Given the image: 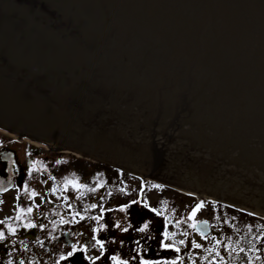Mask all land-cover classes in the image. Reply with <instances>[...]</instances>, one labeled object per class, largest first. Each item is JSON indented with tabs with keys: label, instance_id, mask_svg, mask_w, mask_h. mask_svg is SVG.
<instances>
[{
	"label": "water",
	"instance_id": "1",
	"mask_svg": "<svg viewBox=\"0 0 264 264\" xmlns=\"http://www.w3.org/2000/svg\"><path fill=\"white\" fill-rule=\"evenodd\" d=\"M0 127L264 216V0H0Z\"/></svg>",
	"mask_w": 264,
	"mask_h": 264
},
{
	"label": "flooded vegetation",
	"instance_id": "2",
	"mask_svg": "<svg viewBox=\"0 0 264 264\" xmlns=\"http://www.w3.org/2000/svg\"><path fill=\"white\" fill-rule=\"evenodd\" d=\"M23 142L3 138L0 133V210L13 205L14 200L20 204L23 184L32 181L44 184L43 180L53 179L57 160L69 154L43 142L32 141L35 145L25 139ZM165 187L177 190L189 199L199 200L176 202L175 205L179 207L166 208L163 214H168L170 219H165L168 222L166 225L155 224L159 233L144 228L143 223L152 216V212L150 207L141 202L138 207L129 202L125 213L120 211L118 204L114 205L102 213L99 220L95 219V238L99 234L111 236L116 248L112 256H118L119 260L113 259L117 261L112 264H264L263 215L236 204ZM49 189L55 192L54 187ZM71 190L66 186L63 193L56 191L58 197L62 194L60 202H35L31 212L34 217L0 218L3 221L0 223V232L4 234V239H0V264H88V250L75 234L79 231L78 226L87 221L84 204H87L85 199L88 197L84 187L74 189L86 194L84 197L78 194L72 196ZM101 194L98 196L95 192H89L96 207L87 210L94 211L95 216L103 205ZM43 196L44 193L38 191L33 198ZM201 202L204 207L190 219L192 211ZM131 208L138 216L137 224ZM121 214L127 217H120ZM62 218L68 222L61 223ZM142 220L144 222L140 223ZM194 221L197 229L190 227ZM203 221L208 222L207 226L201 223ZM29 224L35 227H28ZM10 227L15 229L14 233ZM142 228L143 231L140 230ZM166 232L168 236H165ZM195 244L201 247L196 248ZM101 250L96 264H111L103 260L105 248Z\"/></svg>",
	"mask_w": 264,
	"mask_h": 264
},
{
	"label": "rangeland",
	"instance_id": "3",
	"mask_svg": "<svg viewBox=\"0 0 264 264\" xmlns=\"http://www.w3.org/2000/svg\"><path fill=\"white\" fill-rule=\"evenodd\" d=\"M0 133L3 134V138L9 140L19 139L22 141V143H24L23 139L27 141H35L33 139H29L28 137H22L11 131L3 129L2 127H0ZM65 155V157H60L57 160L55 165V176L53 179L43 180L45 186H42L44 185L43 183L39 184L36 181L23 184L20 204H16V200H14L15 203L13 205H7L8 207H6V209H1L0 218H10L14 216L34 217L31 213L27 212L28 208H32L33 206H35V202H60L62 200V198H60L62 194L58 197V193L56 191L60 190L59 192L63 193V188L66 186H69L73 189V191L71 190L72 196L74 194H78L79 196L81 195L82 197H84L87 194L88 198L85 199V202H87V204H84V217L87 218V221L85 224L78 226L79 231L75 232V234L80 237V240L83 241L88 250V264H96L98 260L97 256H100L102 254V248H105L103 252L104 261H109L112 264L119 260L118 256H115V258H118L117 260H113L114 257L112 255L115 254L114 252L116 248L111 241V236L101 235L99 234L101 233L100 231L97 238H95L94 235L95 219H93V217H101L102 213L104 214L105 212L110 210V207L118 204L120 207V211L122 213H125L124 209H126L129 202L135 203L136 207H138L139 202L146 204L151 208L152 216H149V219L147 217V221L144 219L146 222L142 220V222L140 223L144 222V225L147 224L150 227H147V229H150L155 233H159L156 230L155 224L162 223L161 225L163 226L168 223L165 219H170V216L168 214H163L166 208L172 209L175 206L179 207L178 205H175L176 202H189L199 200V198H193V200L189 199L185 196V194H182L177 190L167 188L161 183L115 170L114 168L100 162H95L93 160H89L80 156L79 158H71L69 154ZM68 181H75L77 185H85L86 187H84V192H86V194H81L77 191H74V189L79 190V188L71 183H68ZM154 185H159V187H154ZM50 187H54L53 190H55V192L50 190ZM38 191L43 192L44 196L42 198H33L31 193L36 192L38 194ZM89 192H95L98 196H100V193L102 192L101 197L103 205L98 211L97 216H95L94 211L92 213L90 212V210H87L91 207V205L95 203V201L91 199ZM45 207H48V205H46ZM20 209L25 210L24 212H22L23 214L21 213ZM153 209H155L156 211H153ZM131 213L133 214L132 217L136 219L135 224H137L138 216L136 215L135 210L132 209ZM120 217L126 218L127 215L121 214ZM101 227L102 226H100V228ZM137 234L138 233L136 232L135 235ZM97 240L103 242L102 248L98 247L100 245H97Z\"/></svg>",
	"mask_w": 264,
	"mask_h": 264
},
{
	"label": "snow or ice",
	"instance_id": "4",
	"mask_svg": "<svg viewBox=\"0 0 264 264\" xmlns=\"http://www.w3.org/2000/svg\"><path fill=\"white\" fill-rule=\"evenodd\" d=\"M68 183H71V184H73L74 186H76V187H78V188L86 187L85 185H77L75 181H68ZM154 187H159V185H154ZM90 190H94V189H90ZM54 191H55V190H54ZM31 195H32V196H36L37 193H36V192H32ZM91 207L95 208L96 205L93 204V205H91ZM203 207H204L203 202H201L200 204H198V205L196 206V208L192 211L191 216H190V219H193V218L196 216V213H197L198 211H200V209L203 208ZM20 211H21V212H24L25 210H24V209H20ZM153 211H156V210L153 209ZM27 212L31 213V212H32V208H28V209H27ZM17 219H20V217L18 216ZM93 219L99 220L100 217H93ZM60 222H61V223H67L68 221H66V220H64V219L62 218ZM0 223H3V221H0ZM201 223H202L203 225L207 226V223H208V222H207V221H203V222H201ZM27 226H28V227H35L34 224H29V225H27ZM147 227H148V225L145 224V225H144V228H147ZM190 227H192L193 229H197V223L194 221V222L190 225ZM144 228H142V229H140V230L143 231ZM198 230H199V229H198ZM10 231H12V232L14 233V232H15V229L10 227ZM203 234H204L203 231H201V235H203ZM168 235H169V233L166 232V233H165V236H168ZM185 235H187V233H185ZM0 239H4V234H3V232H0ZM96 243L99 244V245L101 246V248L103 247V242H102V241L97 240ZM180 243L183 244L184 241H180ZM194 246H195L196 248L201 247V245H199V244H195ZM73 249L75 250V245H73ZM177 251H179V249H177ZM68 255L71 256L72 253L69 252ZM113 259H116V258L114 257Z\"/></svg>",
	"mask_w": 264,
	"mask_h": 264
},
{
	"label": "bare ground",
	"instance_id": "5",
	"mask_svg": "<svg viewBox=\"0 0 264 264\" xmlns=\"http://www.w3.org/2000/svg\"><path fill=\"white\" fill-rule=\"evenodd\" d=\"M29 143H32L33 145H35V143H33L32 141H30Z\"/></svg>",
	"mask_w": 264,
	"mask_h": 264
}]
</instances>
